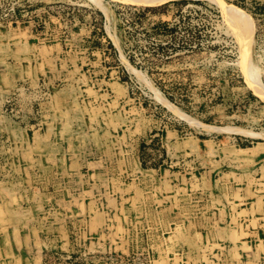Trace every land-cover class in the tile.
<instances>
[{"label":"rangeland","instance_id":"1","mask_svg":"<svg viewBox=\"0 0 264 264\" xmlns=\"http://www.w3.org/2000/svg\"><path fill=\"white\" fill-rule=\"evenodd\" d=\"M0 264H264V0H0Z\"/></svg>","mask_w":264,"mask_h":264},{"label":"bare ground","instance_id":"2","mask_svg":"<svg viewBox=\"0 0 264 264\" xmlns=\"http://www.w3.org/2000/svg\"><path fill=\"white\" fill-rule=\"evenodd\" d=\"M144 1H160V0H144ZM223 5L224 6H226L227 7V9L229 8V11H231V10H234L235 9V5H233V4H229V3H227V2H223ZM236 8H238V7H236ZM231 9V10H230ZM238 11H239V9H238ZM242 10H240L239 12H241ZM233 12H237V10L235 11H233ZM233 13H231V15H232ZM239 15L241 14V13H238ZM238 14H237V16H238ZM243 14V13H242ZM242 16V15H241ZM240 16V17H241ZM244 16V15H243ZM242 16V17H243ZM232 17V16H231ZM233 17H236V16H233ZM239 17V18H240ZM235 19H233V21H234ZM238 20H240V19H238ZM243 20V19H242ZM245 20V19H244ZM243 20V21H244ZM248 20V19H247ZM237 20H235L234 21V24H235V22H236ZM239 21H237V23L236 24H239L238 23ZM241 24V23H240ZM246 25V24H245ZM251 26V25H250ZM235 28V27H234ZM237 28V27H236ZM244 30V29H243ZM246 30V29H245ZM239 31V30H238ZM238 31H236V32H238ZM242 32H244V31H242ZM240 34V33H239ZM238 34V35H239ZM242 34V33H241ZM245 36H246V39H245V37H243L244 38V40L243 41H245V40H247V38H249L250 37V39H251V32H250V30H246L244 33H243ZM242 40V39H241ZM250 44H245L244 45V50H245V54H246V57L248 58L249 57V54H250V52H251V45L249 46ZM258 70V69H257ZM260 75V74H259ZM257 76H258V74H257ZM257 82H258V80H256ZM132 186V185H131ZM136 196V195H135ZM137 197V196H136ZM138 198V197H137ZM141 198V197H140ZM143 199V198H142ZM159 200V199H158ZM135 202V201H134ZM144 211V210H143ZM178 232V231H177ZM178 234V233H177ZM176 235V234H175Z\"/></svg>","mask_w":264,"mask_h":264}]
</instances>
